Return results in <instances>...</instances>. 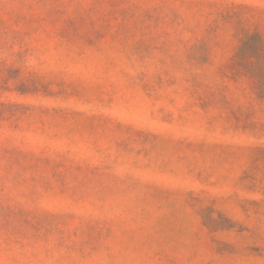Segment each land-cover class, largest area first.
Here are the masks:
<instances>
[{
	"label": "rangeland",
	"instance_id": "374dc122",
	"mask_svg": "<svg viewBox=\"0 0 264 264\" xmlns=\"http://www.w3.org/2000/svg\"><path fill=\"white\" fill-rule=\"evenodd\" d=\"M255 32L264 0H0V264H264Z\"/></svg>",
	"mask_w": 264,
	"mask_h": 264
},
{
	"label": "trees",
	"instance_id": "16d2710c",
	"mask_svg": "<svg viewBox=\"0 0 264 264\" xmlns=\"http://www.w3.org/2000/svg\"><path fill=\"white\" fill-rule=\"evenodd\" d=\"M234 57L243 71L254 79L258 95L264 97V44L260 34L255 32L247 36Z\"/></svg>",
	"mask_w": 264,
	"mask_h": 264
}]
</instances>
